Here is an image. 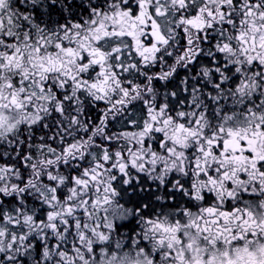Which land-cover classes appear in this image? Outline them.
Returning a JSON list of instances; mask_svg holds the SVG:
<instances>
[{
    "label": "snow or ice",
    "instance_id": "obj_1",
    "mask_svg": "<svg viewBox=\"0 0 264 264\" xmlns=\"http://www.w3.org/2000/svg\"><path fill=\"white\" fill-rule=\"evenodd\" d=\"M0 264H264V0H0Z\"/></svg>",
    "mask_w": 264,
    "mask_h": 264
}]
</instances>
